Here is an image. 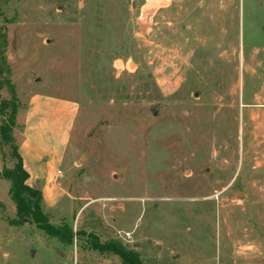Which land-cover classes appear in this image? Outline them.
<instances>
[{
  "label": "rangeland",
  "instance_id": "obj_1",
  "mask_svg": "<svg viewBox=\"0 0 264 264\" xmlns=\"http://www.w3.org/2000/svg\"><path fill=\"white\" fill-rule=\"evenodd\" d=\"M0 30L17 149L33 100L47 149L71 110L27 184L75 235L12 223L0 178V264H120L89 236L142 264H264V0H0Z\"/></svg>",
  "mask_w": 264,
  "mask_h": 264
},
{
  "label": "trees",
  "instance_id": "obj_2",
  "mask_svg": "<svg viewBox=\"0 0 264 264\" xmlns=\"http://www.w3.org/2000/svg\"><path fill=\"white\" fill-rule=\"evenodd\" d=\"M7 48V38L0 30V92L4 89L10 94V99H2L0 94V140L2 144L11 148L14 164L11 169H3L0 178L9 183V196L15 206L14 224L23 221L30 222L45 235L57 239L65 245H70L75 237L67 225L54 227L49 223L47 215L43 212L41 192L27 184L29 175L23 167L22 159L14 143L12 129L18 111L16 97L10 82V70L6 64L4 53ZM77 236V235H76ZM89 248L98 254H107L119 259L120 264H142L140 256L133 249H128L120 242L109 241L100 243L99 239L89 236Z\"/></svg>",
  "mask_w": 264,
  "mask_h": 264
},
{
  "label": "crops",
  "instance_id": "obj_3",
  "mask_svg": "<svg viewBox=\"0 0 264 264\" xmlns=\"http://www.w3.org/2000/svg\"><path fill=\"white\" fill-rule=\"evenodd\" d=\"M42 101L43 100H37V99L32 101L31 108H29L31 113L30 112L27 113L28 116H27V120L24 123L25 128H24V133H23V139L18 149V153L22 159L23 167L29 175L28 181L31 179V173H35V172L42 173L44 170L48 168L51 169L52 165L60 163L63 160L64 152L67 148V144L70 138L69 132H70V125H71V116H70L71 110L68 109V103L63 102V101L56 102L54 100L56 104H59V106L54 109V113H63L62 110L67 109L66 115L68 117V124L64 130V139L62 142L61 150L54 148V147H50L47 149L41 143L39 145H34L30 142V140L32 139L39 140L42 133L40 132L41 127L39 124L37 125V127L36 126L32 127V126H29V121L33 117H37L38 119H41L40 118L41 115H46V116L48 115L47 113H45V111H48L46 109L47 103L42 102ZM43 108H45L46 110H43ZM44 142L45 141H43V143ZM44 159H47L49 161L45 163ZM57 173L58 171L56 172V174L53 175L54 178L57 177ZM48 179L50 182L52 180V177H49Z\"/></svg>",
  "mask_w": 264,
  "mask_h": 264
},
{
  "label": "built area",
  "instance_id": "obj_4",
  "mask_svg": "<svg viewBox=\"0 0 264 264\" xmlns=\"http://www.w3.org/2000/svg\"><path fill=\"white\" fill-rule=\"evenodd\" d=\"M59 175H60V172L57 173V177H58ZM57 177H56V178H57ZM50 182H52V180H51Z\"/></svg>",
  "mask_w": 264,
  "mask_h": 264
}]
</instances>
